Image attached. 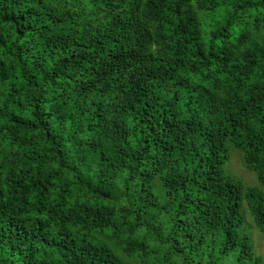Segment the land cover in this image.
Masks as SVG:
<instances>
[{
    "label": "trees",
    "instance_id": "trees-1",
    "mask_svg": "<svg viewBox=\"0 0 264 264\" xmlns=\"http://www.w3.org/2000/svg\"><path fill=\"white\" fill-rule=\"evenodd\" d=\"M235 149L264 185V0H0V264H261Z\"/></svg>",
    "mask_w": 264,
    "mask_h": 264
},
{
    "label": "rangeland",
    "instance_id": "rangeland-1",
    "mask_svg": "<svg viewBox=\"0 0 264 264\" xmlns=\"http://www.w3.org/2000/svg\"><path fill=\"white\" fill-rule=\"evenodd\" d=\"M227 170L235 175L237 178L241 179L245 185L250 187H260L263 188L264 185L261 184L257 178V176L246 169L243 156L241 152L238 150H231L230 152V161L227 164ZM245 213V209H244ZM247 215L248 224L250 225V233L252 235V239L257 251V254L261 257L262 263L264 264V237L258 230V228L254 225V221L251 218V215L247 212L245 213Z\"/></svg>",
    "mask_w": 264,
    "mask_h": 264
}]
</instances>
